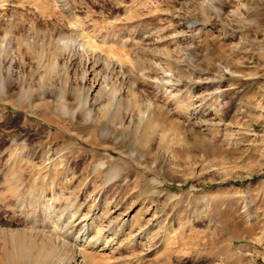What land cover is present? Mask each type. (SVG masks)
Wrapping results in <instances>:
<instances>
[{"label":"rangeland","instance_id":"obj_1","mask_svg":"<svg viewBox=\"0 0 264 264\" xmlns=\"http://www.w3.org/2000/svg\"><path fill=\"white\" fill-rule=\"evenodd\" d=\"M0 42V264L38 253L12 230L38 264H264V0H0Z\"/></svg>","mask_w":264,"mask_h":264},{"label":"bare ground","instance_id":"obj_2","mask_svg":"<svg viewBox=\"0 0 264 264\" xmlns=\"http://www.w3.org/2000/svg\"><path fill=\"white\" fill-rule=\"evenodd\" d=\"M65 37V36H64ZM61 38V37H60ZM63 39V38H62ZM89 43V42H88ZM90 45V44H89ZM70 48V47H69ZM64 51V50H63ZM93 52V51H92ZM6 53L7 56H9L8 54H10V52L8 53L7 49H4L3 47V43L0 42V61H3V64L6 62L7 58H6V55L4 54ZM3 55L5 57H3ZM12 57V56H11ZM4 58V59H2ZM14 60H12L11 58V61H10V67H12V64L14 63L13 62ZM114 63V62H113ZM8 64V62H7ZM49 64V63H48ZM52 67V66H51ZM10 73V72H9ZM96 80L94 81H98V84H100L101 82L99 81L100 78H98V76L95 78ZM9 81V77H7V79ZM2 84H1V81H0V88H1ZM118 218V217H117ZM23 230V229H22ZM11 232H14L16 233L15 237L12 238V242L13 244L19 246V251H21L22 255H25V256H31L32 254V250H35L37 249L38 253H35L34 255V259H33V262L34 264H38V263H41V261H43V259H47V258H51V257H54L56 255V251H57V247L56 245L50 240H46V241H41V243L37 242L35 240V238H29L27 237V235L25 236V232L26 231H18V230H15V231H11ZM39 231H37V234L40 236V234L38 233ZM28 234V233H26ZM29 235V234H28ZM32 235V234H31ZM43 236V235H42ZM84 236V235H83ZM143 236V235H142ZM36 237V236H35ZM46 237V236H45ZM94 238V237H93ZM44 239V237L42 238ZM154 239V238H153ZM18 248V247H17ZM15 251V250H14ZM17 255V254H16ZM19 255V254H18ZM21 258V257H20ZM19 258V259H20ZM23 258V257H22ZM52 259V258H51ZM48 260V259H47ZM27 261V259H26ZM49 262V261H48ZM31 263V262H30ZM51 263V262H49ZM29 264V263H28Z\"/></svg>","mask_w":264,"mask_h":264}]
</instances>
